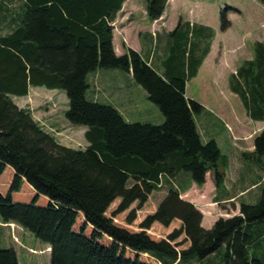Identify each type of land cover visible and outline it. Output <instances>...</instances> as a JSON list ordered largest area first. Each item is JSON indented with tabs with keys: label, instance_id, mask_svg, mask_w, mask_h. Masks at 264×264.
<instances>
[{
	"label": "trees",
	"instance_id": "16d2710c",
	"mask_svg": "<svg viewBox=\"0 0 264 264\" xmlns=\"http://www.w3.org/2000/svg\"><path fill=\"white\" fill-rule=\"evenodd\" d=\"M126 1L21 0L15 11L0 0L2 222L49 246L50 264H264V187L257 204L242 203L238 216L207 230L201 211L162 182L187 172L202 188L211 172L217 189L225 183L229 158L215 140L203 142L194 116L204 107L186 96L211 40L190 41L196 25L180 20L163 47L164 72L160 52L155 66L130 48L118 56L113 23ZM168 1L147 0L148 20H159ZM230 10L221 12L222 31L232 26ZM254 53L230 88L248 116L263 121L264 42ZM98 67L132 72L165 122L128 123L114 107L88 100L87 77ZM31 87L66 93L65 118L86 128V149L60 144L16 105L12 97ZM254 147L242 157L261 165L264 130ZM0 264H19L14 248L0 249Z\"/></svg>",
	"mask_w": 264,
	"mask_h": 264
},
{
	"label": "rangeland",
	"instance_id": "374dc122",
	"mask_svg": "<svg viewBox=\"0 0 264 264\" xmlns=\"http://www.w3.org/2000/svg\"><path fill=\"white\" fill-rule=\"evenodd\" d=\"M134 1L137 6L132 15L120 12L118 15L119 21L113 23V26L115 29H120L122 24L131 22V27L137 34L138 31L139 33L142 32V35H148L149 31L155 32L153 49L157 53L154 55L153 66H155L154 63L157 62L156 57L158 58L157 54L160 52V73L164 72L163 65L167 60L162 51L165 39H167L166 36L169 34L166 35V33H163V30H159L165 28V25L167 28L177 27L180 20L197 23L196 28H190V41L198 42V39L205 37L207 41L211 40V43L214 42L213 55L205 64L199 77L189 81L187 84L188 99L200 103L204 107V110L205 107H208L210 111H213L220 119L230 123V125L234 123L239 127L238 124L240 123L241 127H245L242 129L245 135L239 133L238 137L240 140L237 143L238 147L232 150L230 154L225 152L226 148L220 141L224 138L226 139V137L231 138L232 141V132L225 126L220 125H217L216 128L209 132L212 133L211 139H216L215 141L221 152L226 156L228 155L229 163L230 159H235L237 168L243 167L242 170H247L248 163L243 159L242 155L243 153L254 152H251V150H255V138L264 130V123L256 124L250 122L242 100L239 96H234L231 93L230 86L231 81L237 77L236 71L244 66V60L255 58V43L264 42V5L259 0H187L185 3H178V6L180 4L181 6L176 8V1H172L167 6V16L164 21L150 22L145 13L146 0ZM20 4L21 0H16L13 4H10V8L18 11ZM224 8L231 9L228 11L227 17L232 26L226 32L221 30V12ZM125 14L129 19L128 21H123ZM203 26L214 28L215 32L207 31ZM7 30L1 29V33L6 34ZM119 33L117 31V34ZM158 34H160L159 37H157ZM193 34L194 36H192ZM131 42L133 45H136V37ZM139 45L141 46L140 49L143 50L141 54L147 58L149 55L148 39L142 37ZM233 73H235V76ZM87 82L90 86L87 92V99L114 107L128 123L162 125L165 122L160 108L148 99L147 92L136 83L132 72L123 69L98 67L88 75ZM38 91L50 93L51 96L45 97L41 93L35 92L25 100L20 97L12 98L18 106L27 110H29L30 104L34 101V97H37L41 101L39 108L52 103L53 110L56 111L60 120L65 123V126L61 130L72 129L71 135L73 137V139H70L63 131H56L62 134L61 136L54 134L56 136L55 139L62 145L73 146L74 149H86L88 146L84 137L85 134L83 133L85 128H74V126L72 127L65 122V113L69 109L66 93L61 90L53 91L46 88L38 89ZM194 118L196 125L199 124V127H201L204 119L202 114L195 115ZM231 130L238 135L232 125ZM239 130L241 132V128ZM211 139L202 138L204 143H207ZM255 164L258 165L257 163ZM258 170L264 175V157L263 163L258 165ZM232 173L235 175L237 171L235 170ZM260 191L262 192V188H254L251 195L258 192L260 194ZM17 228L14 224L9 225L10 235L8 228L0 227V249L15 247L18 251V259L21 264H50L51 254L47 253V246L28 231L25 232L23 241L21 233L17 232ZM8 238L11 240V244H8ZM222 252L223 250L220 252L223 255L224 253Z\"/></svg>",
	"mask_w": 264,
	"mask_h": 264
},
{
	"label": "crops",
	"instance_id": "0c3cea01",
	"mask_svg": "<svg viewBox=\"0 0 264 264\" xmlns=\"http://www.w3.org/2000/svg\"><path fill=\"white\" fill-rule=\"evenodd\" d=\"M15 1L16 0H4V2L6 4H8L9 9H11L10 4H13ZM172 1H176L175 2V3H177L176 8L177 7L179 8L181 6V4L178 6V3L187 2V0H169L167 3V6ZM146 5H147V0H146ZM136 6L137 5H136V2L134 0H127L124 3L123 9L121 12L123 14L127 13L129 15L130 14L132 15V12L135 10ZM167 6H166V9H165L163 16L155 22L164 21V19L167 16ZM119 13H118V15H119ZM145 13L147 15L146 7H145ZM118 15H117L115 22L119 21ZM128 20L129 19L127 18L126 14H125V16H123V21H128ZM186 23H190V25H192V24L197 25V23H192L191 21H187ZM131 25L132 24L130 22L128 24H126V23L122 24L120 29H115V27H114L113 46H114L115 53L118 56H121L127 52L128 48H130V49L141 54L143 50L140 49L141 46L139 45V41L143 37V38L148 39V41H149V47H148L149 48V50H148L149 55L147 56L146 59L147 60L149 59L152 62V60H154V55L156 54V52L154 51L155 49H153L154 48V37H155L154 34H155V32L149 31L148 35L147 34L142 35V32L139 33V31H138V34H137L132 29ZM4 26H0V28H3ZM203 28L204 29H210L213 32H215L214 28H211L208 26H203ZM175 29H176L175 26L171 27V28H167L165 25V28L159 29V30H163V33H166V35H167V34H170L171 32H173ZM117 31H119L120 33L117 34ZM226 31H224V32H226ZM159 35L160 34H158L157 37H159ZM135 37H136V45H133L131 40H133ZM168 37H169V35L166 36L167 39H168ZM167 39H165V43L168 41ZM116 42H117V44H116ZM213 52H214V42L211 43L210 51H209L208 55L206 56V58L204 59L201 67L199 68L198 74L194 79L199 77L200 72L204 68V66L207 63V61L209 60V58L213 55ZM251 60H253V58L248 59V60H244V61H251ZM235 73H233V75ZM188 83L189 82H187V84ZM42 88H44V87H31L29 90V95L26 97H20V98H24V100H25L26 98L30 97L32 95V93H35V92L36 93L39 92L45 97L51 96L50 93L38 91V89H42ZM53 91H55V90H53ZM231 93L234 96H238L237 94H235L232 91H231ZM186 96L188 98V85L186 86ZM51 104L52 103H49L47 105H44L43 108H39L41 105V101L39 99H37V97H34V101H32V103L30 104L31 106H30L29 110L31 111L34 119L38 122V124L47 133L53 135L51 130L62 132L63 130H61V128H63L65 126V123L60 120V117H58V115L56 114V111L53 110ZM16 105H18V104L16 103ZM201 114H202L204 119H203L201 127H199V124L197 126H198V131H199L202 138L205 137V138L211 139L212 133H210L209 131H212L214 128H216L217 125L225 126L226 128H228L229 131L232 132V141H231V138H228V137H226V139L224 138L220 141L221 144L226 148L225 152L227 154H230L232 152V150H235L238 147L237 143L240 140L238 137L239 133L241 135H245L242 132V129L245 127H241L240 123L239 124L237 123L239 125V127H237L236 124L231 123L232 127L236 129V131L238 133V135H237V134H235V132H233L231 130L230 123L220 119V117L217 116V114H215L213 111H210L208 109V107H205V110ZM247 116H248V114H247ZM64 119H65L66 124L70 125L68 123V121L66 120V118H64ZM248 119L250 120V122H253L256 124L257 123H264V120L263 121H256V120L251 119V117H249V116H248ZM70 126H72V125H70ZM78 128H84V127H78ZM239 128H241V132H240ZM85 132H86V128L83 130L84 134H85ZM63 133H65V135L68 138L73 139V137L71 135L72 129L65 130V131H63ZM53 136L56 138L55 135H53ZM84 137H85V135H84ZM86 143L88 146L89 144L87 141H86ZM65 146L74 149L73 146H69V145H65ZM253 151L254 150H251V152H253ZM247 163H248L247 168H246L247 170H242L243 167H239V168L236 167V160L235 159H230L229 167L226 171L225 183L220 189H217L216 185L214 184L213 178L211 176V172L207 173L206 182L202 188H199L195 184V182L192 179L191 174L187 173V172H179L174 177L163 176L162 182L163 183L168 182V183L173 184L181 193L182 199L194 204L201 211V213L203 214L202 227L204 229L209 230L221 218L228 219V218H232L234 216H238L240 214V206L242 203L249 204V205H255L258 203V201L261 197V191H260V194H259V192L257 194H254V195H251V194H252V190H254V188L255 189H261L264 187V175H262L259 172L258 165H256L255 163H252V162L251 163L247 162ZM235 170L237 171V173L235 175H233L232 172ZM12 224H14L18 227L17 232L21 233L22 240L24 241L26 230H24L22 227H20L19 225L15 224V223H3L1 218H0V227L1 228H8L9 229V225H12ZM8 233H10V235H11L10 229H9ZM7 242H8V244H11V240H9V238H8ZM21 243H22V241H21ZM45 246H47V245H45ZM12 248L15 249V251L17 252V256H18L19 254H18V251L16 250V248L15 247H12ZM28 248H30V247H28ZM49 249H50L49 246H47V250H46L47 253H50ZM18 258H19V256H18ZM211 259L212 260L215 259L214 255L211 256ZM18 261H19V264H21L19 259H18ZM205 263H206V261H205Z\"/></svg>",
	"mask_w": 264,
	"mask_h": 264
},
{
	"label": "built area",
	"instance_id": "2783aa9c",
	"mask_svg": "<svg viewBox=\"0 0 264 264\" xmlns=\"http://www.w3.org/2000/svg\"><path fill=\"white\" fill-rule=\"evenodd\" d=\"M51 131H52V133L56 134L57 136H61V134L57 133L55 130H51Z\"/></svg>",
	"mask_w": 264,
	"mask_h": 264
},
{
	"label": "bare ground",
	"instance_id": "6f19581e",
	"mask_svg": "<svg viewBox=\"0 0 264 264\" xmlns=\"http://www.w3.org/2000/svg\"><path fill=\"white\" fill-rule=\"evenodd\" d=\"M50 250V249H49Z\"/></svg>",
	"mask_w": 264,
	"mask_h": 264
}]
</instances>
